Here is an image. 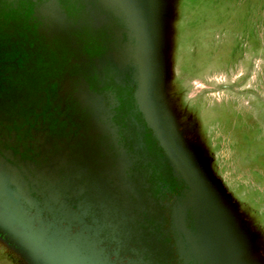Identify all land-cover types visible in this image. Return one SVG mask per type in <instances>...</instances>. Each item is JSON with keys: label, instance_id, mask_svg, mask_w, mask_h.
Returning <instances> with one entry per match:
<instances>
[{"label": "rangeland", "instance_id": "374dc122", "mask_svg": "<svg viewBox=\"0 0 264 264\" xmlns=\"http://www.w3.org/2000/svg\"><path fill=\"white\" fill-rule=\"evenodd\" d=\"M0 264H264V0H0Z\"/></svg>", "mask_w": 264, "mask_h": 264}, {"label": "trees", "instance_id": "16d2710c", "mask_svg": "<svg viewBox=\"0 0 264 264\" xmlns=\"http://www.w3.org/2000/svg\"><path fill=\"white\" fill-rule=\"evenodd\" d=\"M52 234V233H51ZM53 237L55 238V232H54V235H53Z\"/></svg>", "mask_w": 264, "mask_h": 264}]
</instances>
